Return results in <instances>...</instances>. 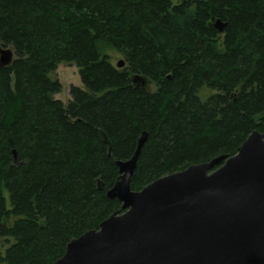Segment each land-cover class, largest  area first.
I'll return each instance as SVG.
<instances>
[{
  "label": "trees",
  "instance_id": "16d2710c",
  "mask_svg": "<svg viewBox=\"0 0 264 264\" xmlns=\"http://www.w3.org/2000/svg\"><path fill=\"white\" fill-rule=\"evenodd\" d=\"M0 45V264H52L121 209L144 131L133 190L264 134V0H0Z\"/></svg>",
  "mask_w": 264,
  "mask_h": 264
},
{
  "label": "water",
  "instance_id": "95a60500",
  "mask_svg": "<svg viewBox=\"0 0 264 264\" xmlns=\"http://www.w3.org/2000/svg\"><path fill=\"white\" fill-rule=\"evenodd\" d=\"M216 26L223 31L221 20ZM13 60V48L0 45V65ZM147 135L129 159L116 161L120 175L107 195L121 209L73 238L52 264H264V134L254 130L234 155L133 190Z\"/></svg>",
  "mask_w": 264,
  "mask_h": 264
},
{
  "label": "rangeland",
  "instance_id": "374dc122",
  "mask_svg": "<svg viewBox=\"0 0 264 264\" xmlns=\"http://www.w3.org/2000/svg\"><path fill=\"white\" fill-rule=\"evenodd\" d=\"M179 1L180 0H174L175 3ZM103 51L110 56V58L112 59L115 65H118L119 63L123 62V66H124L125 58L120 52L109 46H104ZM56 75L62 84V91L55 94V97L61 99L63 102L67 104L71 99V95H70L71 86L72 85L83 86L79 74V69L75 63L62 62L59 64L56 70ZM149 88L154 90L155 84H150ZM5 247L6 246L5 244H3V240H1L0 253L4 252Z\"/></svg>",
  "mask_w": 264,
  "mask_h": 264
}]
</instances>
